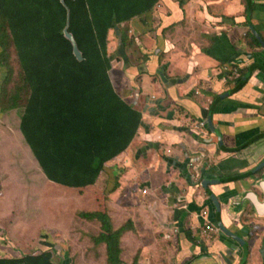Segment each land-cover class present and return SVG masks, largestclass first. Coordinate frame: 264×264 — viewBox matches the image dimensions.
I'll return each mask as SVG.
<instances>
[{
	"label": "crops",
	"instance_id": "crops-1",
	"mask_svg": "<svg viewBox=\"0 0 264 264\" xmlns=\"http://www.w3.org/2000/svg\"><path fill=\"white\" fill-rule=\"evenodd\" d=\"M251 2L247 23L264 42V0ZM245 12L242 0H156L148 12L120 26L125 38L131 39L129 45L141 43L143 38L153 42L151 47L138 48L142 54L139 66L146 67L147 73L138 75L134 70L135 56H130L125 73L128 81L135 76V82L132 89L125 87V94L121 90L120 97L117 95L141 113L142 122L127 150L105 165V172L99 175L94 187L103 186L105 181L101 192L107 195L109 204H105L115 227L130 222V230L136 227L138 234L155 236L158 231L153 218L164 223L167 230L163 234L172 240H169L172 251L164 256L169 264L264 263V257L259 259L256 252L264 237V173L260 177L232 180L245 173L252 175L250 171L264 159V138H261L264 136V71L256 69L243 87L234 90L233 80L253 63V54L260 57L264 50L251 48L247 37L250 27L244 25ZM198 28L203 30L199 44ZM110 35L116 40L118 29L111 30ZM159 53L165 55L162 59L170 66L169 80L160 76V81L166 84L164 89L158 85L151 88L148 78L159 73L158 66L162 63ZM227 64H232L239 74L218 77L217 69ZM260 64L264 66V60ZM111 74L116 82L117 75L122 76L113 69ZM177 76L181 79L175 80ZM200 95L205 96L207 103L191 110L185 100H198L193 97ZM212 103L213 112L207 118ZM209 119L213 132L207 126ZM198 121L206 124V132L195 136L191 132L192 123ZM114 164L125 171L119 180L111 174ZM42 177L47 182L43 174ZM156 179L161 180L159 185ZM137 180L158 185L161 194L147 206L143 202L134 206L132 200L136 195L132 193L127 199L132 206L123 208L125 212L116 210L120 209L115 206L120 185L123 189L133 182L135 187ZM219 180L225 182L220 184ZM202 181L218 183L205 191L217 199L219 216L200 187ZM203 212H207V223L216 226L221 223L244 239L247 247L232 243L222 232L207 246L202 245L199 229L204 224ZM9 217L10 214L0 212V222ZM48 228L55 230L52 226ZM134 239L137 238L131 232L120 239L122 264L138 263L130 254L122 258V252L129 246L132 252L137 249ZM101 248L105 258L104 245Z\"/></svg>",
	"mask_w": 264,
	"mask_h": 264
},
{
	"label": "trees",
	"instance_id": "trees-1",
	"mask_svg": "<svg viewBox=\"0 0 264 264\" xmlns=\"http://www.w3.org/2000/svg\"><path fill=\"white\" fill-rule=\"evenodd\" d=\"M155 2L0 0V67L7 66L12 47L20 71V84L14 92L1 90L0 113L22 109L20 136L40 172L54 187L89 194L105 172V165L124 153L137 136L141 113L124 103L110 83L108 34L117 28L124 46L126 38L120 26L148 12ZM251 6L245 4L247 26ZM65 28L82 62L74 57L63 34ZM247 37L252 49L262 48L250 30ZM258 56L253 54V63L233 80L234 90L243 87L256 69L264 71L260 64L264 50ZM213 108L212 103L207 118ZM250 177L246 173L232 180ZM90 197L101 211L82 216L87 221H98L103 232L93 242L104 245L107 264H122L119 238L126 229L112 232L102 209L104 193H90ZM23 254L19 259L0 258V264H56L50 251Z\"/></svg>",
	"mask_w": 264,
	"mask_h": 264
},
{
	"label": "rangeland",
	"instance_id": "rangeland-1",
	"mask_svg": "<svg viewBox=\"0 0 264 264\" xmlns=\"http://www.w3.org/2000/svg\"><path fill=\"white\" fill-rule=\"evenodd\" d=\"M196 34L197 44H199L203 30L196 29ZM108 39L107 49L110 48L108 54L111 56V70H115L116 74L117 72L122 73V76L117 75L118 81L116 82L110 77L112 76L111 71L108 75L114 84L115 94L120 97L121 90L125 94V87L132 89V83L135 82V76L129 77L128 81L127 73H125L128 69L126 60L134 55V70L138 75H145L148 69L139 66L138 59H141L142 54L138 48L151 47L153 42L143 38L141 43L129 45L131 39L126 38L124 48L120 44L119 36L115 40L110 35ZM158 55L162 60L158 66L159 73L155 72L148 78L151 88L158 85L164 89L166 84L160 81V76L169 80L170 66L166 60L162 59L165 56L163 53ZM8 58L7 66L0 67V93L4 89L8 94H11L15 90L14 87L20 84V71L12 47L9 49ZM217 71L218 77L235 72L232 64H227ZM179 79H181L180 76L175 77V80ZM21 96L24 101L26 99L25 93H22ZM200 96L204 99L201 100V97L195 96L193 98L198 100L192 98L185 100L191 110H198L203 103H207L205 96ZM21 115V108L4 114L0 113V212L11 215V217L0 222L2 228L0 230V258L11 259L18 258L19 255L23 256V253L27 254V252L35 254L50 251L53 255L52 260L56 264H107L106 256L104 258V251L101 248L103 245H95L93 242V239H98L103 233L101 224L96 220L87 221L82 216L83 213L91 214L101 211L99 210L101 207L95 204V199L92 200L90 193L95 195L104 193L101 190L105 188V181L103 186L93 187L86 195L59 189L47 183L20 136ZM117 165L119 164H114L112 170L119 180L125 171L118 168ZM156 181L158 185L161 183L159 179ZM136 182L135 187L133 182L130 187L125 186L123 189L120 185L121 189L115 200V206L120 209L116 210L125 212L126 209L123 208H129L132 204L135 206L139 202H143L147 206L161 194L160 187L154 183L153 185L150 184L149 180L145 183L141 180ZM148 192L151 193L148 194ZM132 193L136 195L137 199L132 200L131 204L128 203L127 199ZM155 193H158V196H154ZM106 202L108 205L109 200L105 199L102 209L109 220L112 232L125 228L126 231L119 239H122L126 232H131L137 238L134 239L137 243V249L132 252L131 246L126 248L122 252L123 259L130 254L131 259L136 258L139 264H169V260L164 259V256H167L169 250L172 251L170 246L172 243L169 242L172 240L168 235L163 234V231L167 230L164 223L160 222L157 217L153 218L158 231L155 236L147 233L138 234L139 229L136 227L133 231L130 230V222L121 227H115L109 216L111 211L107 210ZM116 210L114 209V212ZM48 226L54 227L55 230H51ZM262 245H264V241L256 249L259 259L261 256L264 257V246L261 248Z\"/></svg>",
	"mask_w": 264,
	"mask_h": 264
},
{
	"label": "water",
	"instance_id": "water-1",
	"mask_svg": "<svg viewBox=\"0 0 264 264\" xmlns=\"http://www.w3.org/2000/svg\"><path fill=\"white\" fill-rule=\"evenodd\" d=\"M248 3H249V0H248ZM67 21H68V18H67ZM250 27L249 30L251 31V33L255 36V38L257 39V41L259 42V44L261 45V47L264 49V42L262 41V39L259 37V35L257 34V32H255V30L252 28L251 24L248 26ZM63 34L65 36V38L70 42L71 46H72V50H73V55L74 57L76 58V60L78 62H82V56L81 54L79 53V51L77 50V47L74 43V40L73 38L69 35V33L67 34V30L66 28L63 30ZM207 126L208 128L211 127V122H210V119L208 120L207 122ZM191 132L193 133V135L195 136H200L203 132H206V124H204L203 122L201 121H198V122H194L192 123V129H191ZM262 169H264V162L261 163L258 167H257V170L255 172V174L259 173ZM256 177V176H255ZM220 184H223V182L225 181H221L219 180ZM218 185V183L216 181H214V183L210 182V181H202L200 187L205 191L208 187L210 186H214V185ZM262 186H264V182L262 184ZM207 191V190H206ZM205 191V194L207 196V200H210L212 201V204L214 206V209L216 211V213H220V209H219V204H218V201L217 199L211 194L209 193L207 195ZM217 227L219 229L220 232H222L223 234H225L227 237L230 236L229 233L227 232V230L221 225V223H217ZM232 238L236 241H239V239H236L234 236H232ZM245 245V243H243ZM22 256L19 255L18 258H14V259H19L21 258Z\"/></svg>",
	"mask_w": 264,
	"mask_h": 264
},
{
	"label": "flooded vegetation",
	"instance_id": "flooded-vegetation-1",
	"mask_svg": "<svg viewBox=\"0 0 264 264\" xmlns=\"http://www.w3.org/2000/svg\"><path fill=\"white\" fill-rule=\"evenodd\" d=\"M244 1V4H251L252 5V2H251V0H249V3H248V0H243ZM253 7V6H252ZM235 69V68H234ZM236 70V74H235V76L236 75H238L239 74V72H237V69H235ZM225 77L227 78V77H233V73L231 72L229 75H226L225 74ZM209 131L210 132H213L214 131V129L212 128V126L211 127H209ZM230 153H233V151H230ZM264 162V159L257 165V167L261 164V163H263ZM257 167L255 168V169H253L252 171H250L251 173H253L251 176H257V177H260L263 173H264V169H262L258 174H255V172H256V170H257ZM250 172H248V173H250ZM246 174V173H245ZM244 175V174H243ZM252 177V178H253ZM264 182V181H263ZM219 209H220V205H219ZM220 212H221V210H220ZM215 215L217 216H219L220 215V213H216V211H215ZM215 229H216V232H215V235H214V238L215 237H217V236H219V229H218V227L215 225ZM227 232L229 233V235L230 236H228L229 237V239L232 241V243H237L240 247H242V246H244V247H247V243H246V241H243L244 239H242L241 237H239V235L238 234H236V233H232V232H230L229 230H227ZM232 236H234L236 239H239V241H236V240H234L233 238H232ZM250 240H255V239H250ZM262 241H264V237H263V239H260V242L258 243V245H257V247L259 248V246H260V244H261V242ZM200 242H201V244L202 245H204V246H207V244L206 243H204L203 241H201L200 240ZM243 243H245V245L243 244ZM263 246L264 245H262L261 246V248H263Z\"/></svg>",
	"mask_w": 264,
	"mask_h": 264
},
{
	"label": "built area",
	"instance_id": "built-area-1",
	"mask_svg": "<svg viewBox=\"0 0 264 264\" xmlns=\"http://www.w3.org/2000/svg\"><path fill=\"white\" fill-rule=\"evenodd\" d=\"M232 73L235 75L236 70ZM201 217L203 218L204 224H202V227L199 229V238H202V241L205 243H210L216 232L215 226L207 223V212H203Z\"/></svg>",
	"mask_w": 264,
	"mask_h": 264
},
{
	"label": "clouds",
	"instance_id": "clouds-1",
	"mask_svg": "<svg viewBox=\"0 0 264 264\" xmlns=\"http://www.w3.org/2000/svg\"><path fill=\"white\" fill-rule=\"evenodd\" d=\"M211 225L215 226L214 224H211Z\"/></svg>",
	"mask_w": 264,
	"mask_h": 264
}]
</instances>
